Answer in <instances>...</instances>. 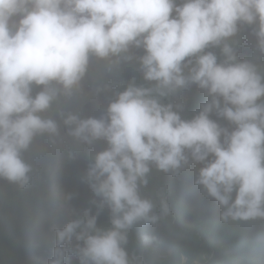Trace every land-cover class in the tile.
Here are the masks:
<instances>
[{
    "label": "clouds",
    "instance_id": "clouds-1",
    "mask_svg": "<svg viewBox=\"0 0 264 264\" xmlns=\"http://www.w3.org/2000/svg\"><path fill=\"white\" fill-rule=\"evenodd\" d=\"M132 48L143 49V77L155 85L128 86L99 118L64 120L74 125L70 135L107 144L87 178L110 208L112 227L105 230L107 220L96 225L88 211L78 218L56 208L19 216L17 232L27 233L22 248L40 254L44 243L45 255L53 253L49 264H65L66 252L79 264H129L126 230L156 219L138 190L149 162L164 171L189 158L203 164L199 173L186 170L184 199L164 198L170 217L191 229L207 225L220 235L227 225L243 229L244 220L264 217V0H0V187L28 182L22 153L37 134L59 131L42 115L72 94L90 58L120 57ZM194 84L211 99L193 118L160 102ZM211 113L234 127H222ZM198 203L213 209L198 214ZM255 224L264 232V221ZM261 256L252 264H264V241Z\"/></svg>",
    "mask_w": 264,
    "mask_h": 264
},
{
    "label": "trees",
    "instance_id": "trees-1",
    "mask_svg": "<svg viewBox=\"0 0 264 264\" xmlns=\"http://www.w3.org/2000/svg\"><path fill=\"white\" fill-rule=\"evenodd\" d=\"M208 51H212L211 47ZM141 55L142 48H132L120 57H91L87 71L72 94L59 96L42 115H49L56 121L59 131L37 134L22 153L30 165L29 179L24 186L18 183L16 189L0 187V264H49L53 258V253L45 255L44 243H41L40 254L22 248L27 233L17 232L19 216L24 220L47 208H56L64 217L78 218L88 211L89 215L97 217L96 225L107 220L110 223L105 230L112 227L110 208L102 204V197L95 194L87 178L95 154L107 144L104 140L88 144L70 135L69 130L74 125H66L64 120L69 114H76L81 119L99 118L106 114L109 103L117 94L128 86L153 87L155 83L143 77L139 62ZM124 56L131 59H124ZM210 99L206 90L196 89L194 84L191 88L178 89L160 97V102L172 104L182 119H191V115ZM210 117L229 131L234 127L217 114L211 113ZM202 165L189 158V163L179 169L164 171L149 162V171L144 177L147 183L138 181V190L141 198L151 202L148 215L156 219L139 220L126 230V242L122 247L129 264H230L231 261L252 264V261L261 260L264 232L255 223L263 222L264 217L244 220L249 225L243 229L227 225L221 228L220 235L207 225L191 229L188 221L185 223L170 217L164 198L172 201L184 199L189 190L184 177L186 170L199 173ZM198 188L201 193L207 192L203 185L198 184ZM210 209L213 208L206 204L196 205L198 214ZM189 229L194 232L193 241L189 240ZM145 237L150 239L146 241ZM64 247L75 248L72 244ZM65 264H79V259L66 252Z\"/></svg>",
    "mask_w": 264,
    "mask_h": 264
},
{
    "label": "rangeland",
    "instance_id": "rangeland-1",
    "mask_svg": "<svg viewBox=\"0 0 264 264\" xmlns=\"http://www.w3.org/2000/svg\"><path fill=\"white\" fill-rule=\"evenodd\" d=\"M57 246L55 245V248H56Z\"/></svg>",
    "mask_w": 264,
    "mask_h": 264
}]
</instances>
